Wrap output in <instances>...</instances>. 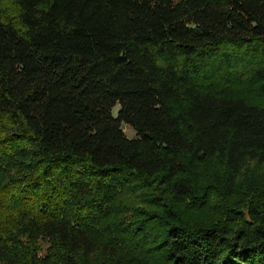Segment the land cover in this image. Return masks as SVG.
I'll return each mask as SVG.
<instances>
[{"label":"trees","instance_id":"trees-1","mask_svg":"<svg viewBox=\"0 0 264 264\" xmlns=\"http://www.w3.org/2000/svg\"><path fill=\"white\" fill-rule=\"evenodd\" d=\"M3 1L0 264L102 250L127 264L119 250L141 251L149 224L101 225L117 191L157 181L181 203L202 164L219 160L231 184L247 162L264 165V0H6L15 16ZM243 54L255 66L240 83L237 67L222 71ZM248 214L171 222L163 264H264V206Z\"/></svg>","mask_w":264,"mask_h":264},{"label":"rangeland","instance_id":"rangeland-1","mask_svg":"<svg viewBox=\"0 0 264 264\" xmlns=\"http://www.w3.org/2000/svg\"><path fill=\"white\" fill-rule=\"evenodd\" d=\"M1 6L8 10L9 15L15 16L14 6L11 2L4 0ZM220 62L224 63V59ZM251 66H255V59L243 54L240 62L236 61L229 67L224 63L222 72L224 74L226 70L231 68L235 70L237 67L238 73L236 74L241 75L238 79L241 83L250 77L248 69ZM224 78L225 76H223ZM210 83L218 85L220 82L218 79H213ZM240 83L233 86L236 93L249 98L259 94L256 89L249 91ZM258 101L264 105V99ZM118 110L119 107L114 109V115H117ZM123 130L128 138H136L137 135L133 129L124 126ZM13 133L12 135L10 132L7 140H15L14 136L17 135V132L14 130ZM1 134L0 140L6 135ZM227 176V171L219 160L200 165L198 171L192 175L195 181V194L192 198L181 203L176 202L157 181H152L147 186L144 183H129L125 188L117 191L112 199V204L117 207V212L113 213L111 215L113 217H110L107 222H102L101 225L104 226L110 221L119 225L123 220L124 222L128 221V225L133 224L134 221L148 223L149 227L141 251L121 247L120 255L116 260L121 258L127 264H163L166 254L164 241L171 222H176L185 229L192 230L200 227L218 226L223 221H233V225L236 226L240 219L242 221L250 219L248 213L255 208L256 204L260 203L264 206V165L247 162L233 184L230 183ZM169 212L174 215H169ZM103 231L101 228L97 230L98 233ZM115 235L120 234L117 232H114L113 236L97 234L96 239L100 242V246L104 247V244ZM56 259L55 264H112L114 262L107 250H102L87 259H84L82 255L80 257L75 255L63 257L61 253H57Z\"/></svg>","mask_w":264,"mask_h":264}]
</instances>
